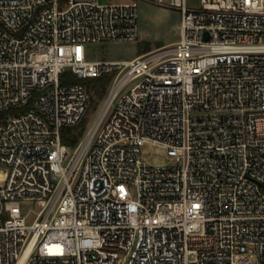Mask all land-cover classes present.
Returning a JSON list of instances; mask_svg holds the SVG:
<instances>
[{
    "label": "built area",
    "instance_id": "obj_1",
    "mask_svg": "<svg viewBox=\"0 0 264 264\" xmlns=\"http://www.w3.org/2000/svg\"><path fill=\"white\" fill-rule=\"evenodd\" d=\"M138 1L0 0V264H264V0H156L177 41L91 57L138 38ZM65 71L112 74L73 146Z\"/></svg>",
    "mask_w": 264,
    "mask_h": 264
},
{
    "label": "rangeland",
    "instance_id": "obj_2",
    "mask_svg": "<svg viewBox=\"0 0 264 264\" xmlns=\"http://www.w3.org/2000/svg\"><path fill=\"white\" fill-rule=\"evenodd\" d=\"M100 2H120L122 0H99ZM196 4L197 0H188ZM180 11L156 0L138 1V38L133 41H105L89 45L91 57L109 59H131L138 55L142 43H147L150 49L160 46H170L180 37ZM137 80H129L124 84L123 90L127 91ZM104 97L95 105L89 106L85 119L82 135L90 128L103 105ZM142 154L150 164H161L167 161L162 147L147 144L142 149ZM133 198L137 189L130 187ZM253 262L255 260L253 259Z\"/></svg>",
    "mask_w": 264,
    "mask_h": 264
},
{
    "label": "trees",
    "instance_id": "obj_3",
    "mask_svg": "<svg viewBox=\"0 0 264 264\" xmlns=\"http://www.w3.org/2000/svg\"><path fill=\"white\" fill-rule=\"evenodd\" d=\"M150 50V46L147 43H142L138 54L143 53L145 51ZM112 74H108L100 77H91L86 79L77 78L70 71H65L60 74V82H81L85 84L88 91L91 94V105L96 104L99 100H101L107 89V85L111 80ZM5 114V112L0 113V115ZM85 119L83 118L81 122L75 126L65 127L61 130V141L69 146H73L76 144L78 139L81 137L84 130Z\"/></svg>",
    "mask_w": 264,
    "mask_h": 264
}]
</instances>
